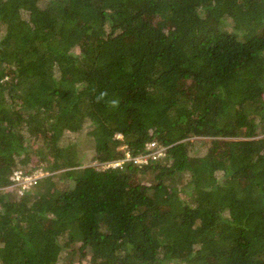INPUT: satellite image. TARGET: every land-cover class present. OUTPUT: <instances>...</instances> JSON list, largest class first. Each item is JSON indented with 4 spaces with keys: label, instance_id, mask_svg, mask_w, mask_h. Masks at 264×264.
<instances>
[{
    "label": "trees",
    "instance_id": "trees-1",
    "mask_svg": "<svg viewBox=\"0 0 264 264\" xmlns=\"http://www.w3.org/2000/svg\"><path fill=\"white\" fill-rule=\"evenodd\" d=\"M42 1L0 0V264H264V0Z\"/></svg>",
    "mask_w": 264,
    "mask_h": 264
},
{
    "label": "built area",
    "instance_id": "built-area-1",
    "mask_svg": "<svg viewBox=\"0 0 264 264\" xmlns=\"http://www.w3.org/2000/svg\"><path fill=\"white\" fill-rule=\"evenodd\" d=\"M147 152L139 154L137 156L131 155L130 152H126L125 159H121L118 161L108 162L103 165V167L108 166H117L123 163L124 160L132 159L134 163H149L150 161H155L159 157L164 156L165 147L159 145L157 141H150L146 145ZM49 172L44 171L42 168H37L31 173H26L22 169H16L12 176V184L8 186V189L13 190L17 189L19 192L23 193L26 189L31 188L36 185L40 181H42L43 177L47 176Z\"/></svg>",
    "mask_w": 264,
    "mask_h": 264
},
{
    "label": "rangeland",
    "instance_id": "rangeland-1",
    "mask_svg": "<svg viewBox=\"0 0 264 264\" xmlns=\"http://www.w3.org/2000/svg\"><path fill=\"white\" fill-rule=\"evenodd\" d=\"M45 1V0H44ZM44 1L41 2L42 6H44ZM88 127L86 126L83 130L73 133L71 131H68L65 133L63 137V142H70L71 140H76V143L80 149L81 155L83 157V162L86 165H89L93 154H94V142L92 137L88 134ZM204 141L201 142L199 145V148L196 150L199 155L206 154L208 151V148L211 145V138H205ZM36 160H33L32 163H35ZM96 162H93L95 164ZM42 182V181H41ZM77 263V262H76Z\"/></svg>",
    "mask_w": 264,
    "mask_h": 264
},
{
    "label": "clouds",
    "instance_id": "clouds-1",
    "mask_svg": "<svg viewBox=\"0 0 264 264\" xmlns=\"http://www.w3.org/2000/svg\"><path fill=\"white\" fill-rule=\"evenodd\" d=\"M118 136L121 137L122 135H118ZM125 147H126V146H122V149L125 148ZM126 152H129V151H126ZM40 168H42V167H40Z\"/></svg>",
    "mask_w": 264,
    "mask_h": 264
}]
</instances>
